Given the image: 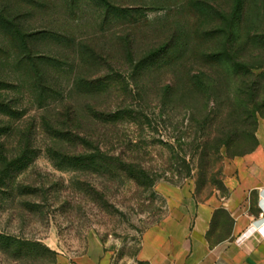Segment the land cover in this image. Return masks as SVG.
Listing matches in <instances>:
<instances>
[{"label": "rangeland", "instance_id": "obj_1", "mask_svg": "<svg viewBox=\"0 0 264 264\" xmlns=\"http://www.w3.org/2000/svg\"><path fill=\"white\" fill-rule=\"evenodd\" d=\"M259 3L245 0L243 32L251 33ZM2 5L28 44L21 50L0 30V101L11 111L0 113L7 127L0 133V264H75L92 238L119 262L135 255L144 229L164 214L167 185L199 199L224 192L228 162L255 142L253 118L240 124L250 91L241 97L237 75L216 66L200 69L202 91L175 85L165 96L162 88L173 75L189 86L196 64L186 58L219 49L221 14L232 0ZM167 41L183 50L184 68L167 64L170 53L142 60ZM118 109L127 113L113 122L101 117ZM56 130L71 139L55 138ZM25 148L20 170L4 168ZM97 149L101 166L54 156L90 159Z\"/></svg>", "mask_w": 264, "mask_h": 264}, {"label": "crops", "instance_id": "obj_2", "mask_svg": "<svg viewBox=\"0 0 264 264\" xmlns=\"http://www.w3.org/2000/svg\"><path fill=\"white\" fill-rule=\"evenodd\" d=\"M256 145L228 162L224 192L193 197L164 188V214L141 234L135 255L116 262L92 238L75 264H264V120Z\"/></svg>", "mask_w": 264, "mask_h": 264}, {"label": "trees", "instance_id": "obj_3", "mask_svg": "<svg viewBox=\"0 0 264 264\" xmlns=\"http://www.w3.org/2000/svg\"><path fill=\"white\" fill-rule=\"evenodd\" d=\"M244 4L245 0H232L230 11L226 14H221V19L224 23V26L221 27L219 30L224 33V39L220 43L219 49L200 52L197 54L194 53V56L191 54L186 58L185 61H187L189 58H194L196 64V69H194V72L191 74L188 81L190 85L186 86L183 84V76L176 79L173 75V83H171L170 85H165L162 88V93H164L165 96L172 95L173 87L175 85L181 90H189L192 92L202 91L205 89L206 85L204 83L205 80H203L202 78V73L200 72V69L205 68L211 72V70H213V66H216L218 68L222 67L226 71L231 72V74L237 75L238 81L240 82L241 86L237 88V91L241 93V97H244L246 95L247 90L250 91L249 99H244V101L241 103L243 108V115H245L240 122L242 128L248 125L250 117L253 118V124H256V127L257 116H261L264 118V0H260V3L258 4L256 10L257 20L256 23H254L255 25L251 33L243 32L244 27L241 23V18H243L245 15ZM104 8L106 12H110L115 9L108 4H105ZM7 9V5L0 6V30L3 31V33L6 34L10 39L16 41L18 47L21 50H25L28 44L26 39L27 35L22 31L21 23H18L15 20V16H13L9 11H7ZM166 53H170L169 56L165 58H168L166 60L168 65H176L180 68H184L185 61L181 57L184 52L183 50L178 48V45L175 43V41L164 42L155 50H152L147 55H145L142 60L146 61L148 64H153L155 61H158L161 57H164ZM232 53L241 54V59H239L237 56L235 58V55ZM245 56L253 57L251 59L253 61L246 60ZM177 72L178 71L176 70L174 74ZM219 105L221 106V104ZM6 106L8 105L0 101V113L11 116V111ZM101 113L104 115H101V117L107 116V120L113 122L117 118L124 116L127 111L118 109L114 112L111 111V114H107L104 112ZM6 128L7 127H0V133L4 132ZM57 132L58 133L54 135L55 138L71 139L72 137V132L70 131H66L67 133L63 131ZM65 135L69 136L66 137ZM255 145L256 138L253 146H251L248 150L238 153L236 155L248 152ZM100 154H102V152L100 151V149H97L95 156L91 157L90 159L88 157L83 158L79 156L70 157L61 154L60 152H55L54 156L55 158L60 159L61 157L65 156L67 158L69 157L70 159H74V161H96L98 164L97 166H101L100 163L103 162V159L98 158ZM27 155L28 149L25 148L24 151L20 153V155L11 158L8 163H5L4 168L12 166L15 171L20 170L24 163L27 161ZM3 158L6 159L7 157L3 156ZM60 159L57 160L59 161ZM9 170V168L4 169L2 173L4 174V177H7L8 173L10 174Z\"/></svg>", "mask_w": 264, "mask_h": 264}]
</instances>
